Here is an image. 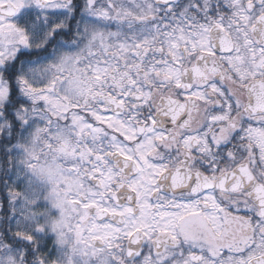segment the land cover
<instances>
[{"label":"snow or ice","instance_id":"6c2138e0","mask_svg":"<svg viewBox=\"0 0 264 264\" xmlns=\"http://www.w3.org/2000/svg\"><path fill=\"white\" fill-rule=\"evenodd\" d=\"M66 240L264 264V0H0V264Z\"/></svg>","mask_w":264,"mask_h":264},{"label":"rangeland","instance_id":"374dc122","mask_svg":"<svg viewBox=\"0 0 264 264\" xmlns=\"http://www.w3.org/2000/svg\"><path fill=\"white\" fill-rule=\"evenodd\" d=\"M37 191H39V186H37ZM58 243V242H57ZM61 248V253H60V259H61V264H70V260H71V264H75V260H72L71 257H68L64 252L63 249L60 245Z\"/></svg>","mask_w":264,"mask_h":264},{"label":"flooded vegetation","instance_id":"af4514ba","mask_svg":"<svg viewBox=\"0 0 264 264\" xmlns=\"http://www.w3.org/2000/svg\"><path fill=\"white\" fill-rule=\"evenodd\" d=\"M63 252L68 256L72 257V242L70 240H66L65 245H61Z\"/></svg>","mask_w":264,"mask_h":264}]
</instances>
